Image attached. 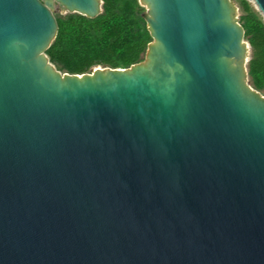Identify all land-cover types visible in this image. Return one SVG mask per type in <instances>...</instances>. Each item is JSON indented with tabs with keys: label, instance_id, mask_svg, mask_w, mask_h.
<instances>
[{
	"label": "water",
	"instance_id": "1",
	"mask_svg": "<svg viewBox=\"0 0 264 264\" xmlns=\"http://www.w3.org/2000/svg\"><path fill=\"white\" fill-rule=\"evenodd\" d=\"M264 19V0H250ZM126 69L62 73L64 14L0 0V264H264V94L230 0H139Z\"/></svg>",
	"mask_w": 264,
	"mask_h": 264
},
{
	"label": "trees",
	"instance_id": "2",
	"mask_svg": "<svg viewBox=\"0 0 264 264\" xmlns=\"http://www.w3.org/2000/svg\"><path fill=\"white\" fill-rule=\"evenodd\" d=\"M102 12L90 19L78 14L54 15L57 32L45 51L62 73L83 75L97 67L126 69L144 60L152 42L139 0H101ZM238 23L250 48V85L264 93V19L247 0H235Z\"/></svg>",
	"mask_w": 264,
	"mask_h": 264
},
{
	"label": "rangeland",
	"instance_id": "3",
	"mask_svg": "<svg viewBox=\"0 0 264 264\" xmlns=\"http://www.w3.org/2000/svg\"><path fill=\"white\" fill-rule=\"evenodd\" d=\"M235 6L236 8H238V5L236 3L235 0H230ZM248 2H250L252 4V2L250 0H247ZM252 6L254 7V5L252 4ZM255 8V7H254ZM146 11V10H145ZM54 15H59V16H64L66 14H64L62 11L59 10L58 6L55 4V7H54V12H53ZM238 16H239V8H238ZM237 16V17H238ZM264 94V93H263Z\"/></svg>",
	"mask_w": 264,
	"mask_h": 264
}]
</instances>
